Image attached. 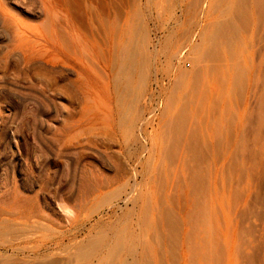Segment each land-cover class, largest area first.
I'll list each match as a JSON object with an SVG mask.
<instances>
[{
    "label": "rangeland",
    "instance_id": "1",
    "mask_svg": "<svg viewBox=\"0 0 264 264\" xmlns=\"http://www.w3.org/2000/svg\"><path fill=\"white\" fill-rule=\"evenodd\" d=\"M21 1L0 264H264V0Z\"/></svg>",
    "mask_w": 264,
    "mask_h": 264
},
{
    "label": "bare ground",
    "instance_id": "2",
    "mask_svg": "<svg viewBox=\"0 0 264 264\" xmlns=\"http://www.w3.org/2000/svg\"><path fill=\"white\" fill-rule=\"evenodd\" d=\"M19 1H21V0H0V22L2 24H7L9 19H10V13L8 12V10H6V5H9V3L15 5L14 2L18 3ZM22 1L24 2V0H22Z\"/></svg>",
    "mask_w": 264,
    "mask_h": 264
}]
</instances>
